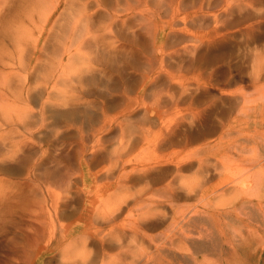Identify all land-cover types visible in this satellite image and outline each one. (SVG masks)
<instances>
[{
    "label": "rangeland",
    "instance_id": "rangeland-1",
    "mask_svg": "<svg viewBox=\"0 0 264 264\" xmlns=\"http://www.w3.org/2000/svg\"><path fill=\"white\" fill-rule=\"evenodd\" d=\"M64 1L50 11L51 0H8L0 13V79L17 71L10 91L0 83V264H83L46 238L27 252L22 241L38 239L49 206L54 240L63 228L68 238L93 230L95 191L125 196L109 183L137 164L134 218L153 209L138 218L143 244L91 240L97 264H264V0ZM70 15L77 34L58 57L84 54L47 76Z\"/></svg>",
    "mask_w": 264,
    "mask_h": 264
},
{
    "label": "bare ground",
    "instance_id": "bare-ground-1",
    "mask_svg": "<svg viewBox=\"0 0 264 264\" xmlns=\"http://www.w3.org/2000/svg\"><path fill=\"white\" fill-rule=\"evenodd\" d=\"M7 1L8 0H0V13H1L3 7H4V4ZM71 1L72 0H68V1L65 0L63 3H65L67 6H72L71 5ZM55 2L58 3L57 0H51V10L50 11L56 10L55 9V6L57 8V5H56ZM52 7H53V9H52ZM73 8L75 9V6H73ZM50 11H49V13H47L46 15H44L42 17V23L39 26V33L40 32H43L46 24L48 23L49 18L52 15V12H50ZM70 18H72V19L69 20V23L63 25L62 28H61V30L63 31V35H61L60 36L61 38H59L57 40L58 46H55L54 47V52H57L56 53L57 56L55 55L54 56L55 57L54 59H50L51 62L46 67V69L48 68V73H49V74H46L47 76H50V77L55 76L56 73L60 70L59 65L60 66L63 65V67H67L65 65V63H69L70 64V62H71L70 66L72 68V66H75L73 64V63H75V60H74L75 57H74V55L77 54V53H80V55L84 54L80 50L81 46H78L76 48V51L77 52H73L70 49H68V50L65 51V52H67L66 60L64 58H61V56L58 57L59 52H60V44H61V41L63 39H65V38H68V39L71 38V37L73 38L77 34V29H78V26H79V22H78V20H75L73 22V20L75 19L74 18V15L73 16L70 15ZM70 22L72 24H70ZM25 40H29V36L25 37V34H24V35H22V37L19 38V40H18V42L16 44V47H18L17 50H20V49L22 50V47H21L23 45L22 42L25 41ZM40 40H41V37H40V34H38L37 37L34 40V43H33L34 48L41 49L43 47V46L42 47H39ZM22 52H23V50H22ZM37 52H39V51H37ZM22 55H23V53H21V55H20L21 57H19L17 59L18 61L16 60L15 57H11L9 59L10 61H6L4 59H1V63L4 66H9L11 64V62L13 63V62H16L17 61L18 62V65H20V67H21V65H23L25 63V59L23 58L24 55H23V57H22ZM7 56H9V54ZM41 57H42V55H39L37 57V60L40 59ZM73 60H74V62H73ZM14 72H17V71H14L12 69H9L8 71H3L2 80L0 79V83L2 82V84L7 85V89L9 91L11 89V86H9L8 83H9L10 78L13 75ZM27 91L28 92L26 94H27V96H29V92L31 90L29 88H27ZM5 92H7V91L5 90L4 92L2 91V93H0V99L3 98L4 96H5V98H7V96H6L7 94ZM0 105H1V108L2 109H4V110L5 109H8V102H4V101L3 102H0ZM42 107L45 108V103H42ZM26 111H27V109H26ZM27 129H29V130L31 129L29 127V124L27 126ZM121 130L124 131V128H121ZM143 133H145V132H143ZM123 134L124 133H122V136H121L120 141H122V139H123L122 138L123 137ZM29 140L32 143H34L32 141V139H29ZM123 145H124V143H122L120 146L121 147H124ZM123 149L125 150L126 147L123 148ZM45 151H44V153H45ZM122 154L123 153H121V155ZM127 160L125 162H127ZM129 162H131V161H129ZM137 165H135V167H133V169H131L130 171H128L126 174H120V175L116 176L115 177V180L112 181V182L110 181V183H109V185H112L113 183H116V190L117 189L118 190H126V192H125L126 195L125 196L124 195L123 196H116L115 195L116 194L115 191H113L112 193H108L107 196H105L104 193H101L100 192L101 191L100 188L95 191L96 201H95L94 208H93L94 215H95V217L93 219L94 222L92 221V225H93V228H94L93 230H89L88 231V229L86 228V230L84 231L85 234H80V235H78L76 237L68 238L67 236H68V234L70 232V229L69 228H63L60 231V234H61L60 237L58 239L56 238L54 240V234H55V230H56V221H55L54 218H56V219L59 220V211L56 210V208H58V207H56L55 209L51 210L50 209V206H49L48 208L47 207L46 208H43V214L40 217L42 219V221L39 220L40 223H41L40 229L35 231L36 234H38L36 236V238H38V239L37 240L35 239L36 241H33L32 239H29V237H27V236L24 237V240L25 241H22V244H21L22 247H23V249H25L26 252H27V250L31 249L33 247V245H35V243L38 242V240H40L41 238L42 239L43 238L44 239L46 238L47 239V242L45 244V248H48V247L54 245L53 248H55L56 251H59V254L63 257L62 258L63 261H67L68 258H71L75 254H77V256H78L77 258L83 260V264H97L95 262V258H94V256H96V253H94V255H93V252L90 251V250H88V245H89V242L91 240H95V239H98L99 238L98 240L101 242V244H104L106 242L107 245H109V244L113 245L112 240H115L116 239L117 240V243H119L121 245V243H122L121 241L124 240L122 238L129 237L131 241L134 239L136 241L135 244H137L138 246H141L143 244V241H144L143 240V237H145V232H144V228H143L142 224L140 223V221H138V218L140 219L141 217H143L142 220H141V222H142L145 219V216L148 213H151V211L153 209H151V208L146 209L145 211H143L140 214H138V218L137 219L134 218V216H135V212H134L135 207L138 209V206L141 205V202H143V200H144L143 197H141V198L137 197L139 194L142 193V190H139L138 191V194L131 193L129 191L130 190V187H131L130 184L132 182H135L136 180H139L140 179V177L138 175H131V172L132 171L137 170V168H138ZM142 169H143L144 172H147V171H150L152 168H151V166H148V167H145V168H142ZM50 178H53L55 180V182L58 183V185H59V182L60 181H63V178L62 179L61 178L59 179V176L52 175V172H50L48 175H46L44 177V179H46V180L47 179H50ZM248 181H250V180H248ZM248 181H246V182H248ZM242 183L243 182H241V186H242V189H243V187L244 188L247 187L250 182L249 183H244V184H242ZM68 184H69V180H68ZM48 190L50 191V188H48ZM168 194H170L169 190L166 191V195H168ZM49 195L51 196V193L50 192H49ZM114 199H117V201L115 202ZM131 199H134L132 201V203L127 204L129 202V200H131ZM43 200H45V202L47 203L49 201V196H45V199L43 197ZM51 201H53L52 198H51ZM109 204L111 206V209H107V207H106ZM41 205L44 206V204H41ZM5 208H8V207H5ZM12 210L8 211V214L10 212V215L9 216H11V217L8 218L9 219V222L11 220H12V222L16 220V218H15V216H16V210H14V209H12ZM123 213L124 214L126 213V215L124 216V218H121V215ZM2 216H4V215H2ZM160 218H162V217H160ZM8 219L6 220L7 222H8ZM151 224L154 225L155 222H152ZM33 229L35 230V228H33ZM168 236H171V234L165 233V236L164 237L169 239ZM108 237H109V239L106 241V239ZM146 237H147V235H146ZM140 238L142 239V241H139ZM151 240H152V238H151ZM170 241H172V240H170ZM137 245H135V246L137 247ZM163 246H164V243H162L161 245H158L157 244L156 248L157 247L160 248V247H163ZM109 247H111V246H109ZM121 248L124 249V250H121V251L122 252H125V253L128 252V251H132V249L130 248V246H127L128 249L127 248H124L123 246ZM76 250H77L78 253L76 252ZM72 251L75 252V253H73L72 255H70V253ZM103 254H104L103 255V259H105L106 258V253L104 251H103ZM91 258H93L92 261H91Z\"/></svg>",
    "mask_w": 264,
    "mask_h": 264
}]
</instances>
